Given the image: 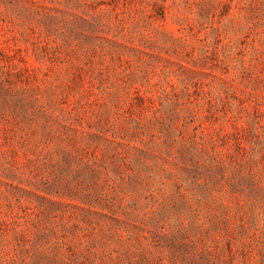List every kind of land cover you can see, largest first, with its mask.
Here are the masks:
<instances>
[{"label":"rangeland","instance_id":"1","mask_svg":"<svg viewBox=\"0 0 264 264\" xmlns=\"http://www.w3.org/2000/svg\"><path fill=\"white\" fill-rule=\"evenodd\" d=\"M0 264H264V0H0Z\"/></svg>","mask_w":264,"mask_h":264}]
</instances>
